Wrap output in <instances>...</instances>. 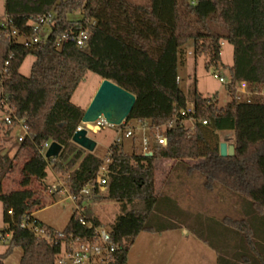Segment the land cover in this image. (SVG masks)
<instances>
[{"label": "trees", "instance_id": "1", "mask_svg": "<svg viewBox=\"0 0 264 264\" xmlns=\"http://www.w3.org/2000/svg\"><path fill=\"white\" fill-rule=\"evenodd\" d=\"M5 7L17 36H7L0 18V109L4 101L14 106L18 119L25 120L28 135L16 143L19 151L30 149L33 155L22 165L21 189L5 193L3 179L19 155L12 157L0 149L2 223L10 233L4 256L20 247V264H55L60 246L21 225L32 211L44 207L29 187L34 179L45 184L48 163L57 161L60 171L69 172L65 181L72 192L100 172L104 159L72 141L84 115L72 96L86 74L94 72L136 96L126 122L150 126L151 137L154 128L179 119L176 126L164 129L167 142L153 145L151 154H127L123 143L109 149L108 190L96 200L119 204L108 229L119 262L127 263L141 232L186 228L216 252L217 264H264V101L258 96L251 102L236 99L238 83L245 81L250 88L264 85V0H5ZM75 11H81V20L68 18ZM47 16L51 21L43 22ZM35 24L49 35L40 36ZM81 29L89 36L79 47L76 36ZM36 36L38 43L22 42ZM190 39L195 55L205 56L207 69L222 62L223 41L233 45L227 84L231 100L226 106H218L216 94L203 97L196 81L189 94L179 87V55ZM29 55L34 62L30 74L24 75L21 66ZM0 123L5 125L2 119ZM16 124L5 125L7 136ZM220 131L233 132V156H221ZM53 141L63 151L58 158H46L43 146ZM157 158L174 159L175 168L189 173L198 171L207 192L237 196L242 212L238 216L194 213L170 192L156 193ZM199 158L203 161L193 166L186 163ZM93 221L100 224L96 217ZM39 223L56 237L90 230L75 213L61 231Z\"/></svg>", "mask_w": 264, "mask_h": 264}, {"label": "rangeland", "instance_id": "2", "mask_svg": "<svg viewBox=\"0 0 264 264\" xmlns=\"http://www.w3.org/2000/svg\"><path fill=\"white\" fill-rule=\"evenodd\" d=\"M137 2H143L144 0H135ZM5 0H0V15L4 14ZM83 17L81 11L71 12L68 15L70 20H81ZM5 19V16H2ZM45 30V29H44ZM46 31V30H45ZM222 62L217 68L207 69L205 56H196L194 53V41L190 39L185 46L182 48V52L179 55V65H178V81L179 87L184 91L185 94H189L192 84L194 81L197 83V89L202 94L203 97H210L213 95L218 96V106L224 107L231 100V95L228 92L227 85L220 81V76H223L225 80H229V67L233 65L234 62V48L227 41L222 42L221 51ZM34 62V56L29 55L21 66V73L24 75H29L31 72L32 64ZM101 77L94 73L88 72L85 78L79 83L77 89L72 96V102L80 107H86L90 97L95 96L97 90L101 85ZM1 77H0V96H1ZM189 109H193V105H188ZM5 110L0 109V122L1 118L4 116ZM190 125L191 121H187ZM131 127L134 129V136L126 138L123 141V151L127 154L141 153L143 152L142 140L144 137L151 139L150 131L148 127H142L137 121L132 120L130 123ZM24 129L20 125H16L11 133V137L6 135V126L0 123V149L4 153H9L10 156L14 157L17 153L19 155L13 168L5 175L2 183L3 191L5 193H10L21 189V168L26 160H28L33 152L30 149H23L19 151L18 137L24 135ZM116 131L105 126L99 131H93L88 129V136L95 140L96 147L93 151L97 156L105 159L108 155L109 149L113 142ZM219 140L222 142H227L228 144H234V135L232 131H220ZM202 159H188L186 163L190 166L202 162ZM176 161L174 159L157 158L154 163V184L155 192L160 193L162 191L170 192L172 195L178 198L180 205L188 209V204L191 202L188 199V193L185 191L187 189L184 187H178V184L183 180H192L190 187L191 192H195L194 195V206L196 210H204V205L213 206L214 208H219L215 205V198L217 195V190L211 194H207V191L203 187V178L198 171L186 172L182 168H175ZM57 166V161L48 163L47 172L48 176L45 179V184H41L38 180L34 179L30 185V189L36 191L37 196L41 197L43 208L37 210L36 217L47 226L53 227L57 230H63L72 216L75 213L76 202L68 197L67 193L55 194L50 197L51 200L48 201L49 196L46 192L47 185H58L59 182L66 183V179L69 176V172L60 171ZM103 170L101 171V174ZM185 182V181H184ZM67 187V186H66ZM189 189V187H188ZM217 192V193H216ZM212 199L209 205L208 200L205 202V197ZM49 198V197H48ZM214 198V199H213ZM90 206L93 216H95L101 226L104 229H110L111 225L114 223L117 213L119 212V204L116 201L110 199L94 200L90 201ZM3 218V208L0 201V222ZM197 247L195 248V258L198 263L202 261L203 258L208 262L214 264L216 260V252L211 249L205 243L200 242L196 239ZM180 233L179 231H172L169 233H154V232H141L137 239L135 240L133 246L127 255L128 264H160V256L164 254L168 255L172 261L169 260L171 264H178L182 260V264L192 263V258L194 255L188 252V248H180ZM165 247L166 253H165ZM7 249V242L0 240V264H20L22 257V249L16 247L13 251L4 256ZM193 258V259H195ZM189 261V262H188ZM176 262V263H175ZM188 262V263H187ZM165 263V262H164Z\"/></svg>", "mask_w": 264, "mask_h": 264}, {"label": "built area", "instance_id": "3", "mask_svg": "<svg viewBox=\"0 0 264 264\" xmlns=\"http://www.w3.org/2000/svg\"><path fill=\"white\" fill-rule=\"evenodd\" d=\"M42 21L48 23L51 21V18L50 16H47L44 17ZM10 25L11 21L7 15L5 19H2L1 26L5 28L7 36L15 38L17 36V32L13 30ZM34 30L38 32L40 36L46 37L49 35V33L45 31L44 28L42 29L39 24H35ZM40 36L26 39L23 38L22 42L25 44V46H30L33 43H38ZM88 36V30L81 29L76 36L77 45L82 47L85 44V41L88 39ZM63 39H65V36L59 38L58 45H60V42ZM220 81L226 83V85L229 83L228 80H225L223 76H220ZM253 96H258L264 101V85H255L254 87L250 88L248 83L245 81H242L236 85V99L238 101L251 102ZM2 104L5 114L1 119L4 121L6 126L12 125L15 121L17 123L16 125L22 126L25 134L18 137V142H23L28 135L25 120L18 119L14 115V106H11L4 101ZM190 112H193V109H191ZM185 115L186 113L183 112V116ZM189 121H191V124H193V118H190ZM178 123L179 119L176 118L170 120L160 128H154V138L151 137V139H149L144 137L142 140V153L151 154L153 145L165 144L167 140L163 134L164 129L167 127H174ZM203 123L206 124L207 121L204 120ZM90 124L95 127L97 131L105 126L113 128L116 131V135L114 136L112 142L113 146H118L123 143L124 139L134 136V129L126 122V120L119 125H115L109 123L107 119L101 115L96 121L91 122ZM87 125L88 123L82 122V124L77 127V130L74 132V134L83 128H87ZM148 129L151 136V129L153 128L148 126ZM50 143L51 142H48L43 146L42 153L44 156ZM110 155L111 153L108 152V155L104 159V163L101 166L100 172L96 179L94 181L88 182L79 191L72 192L67 182V184L59 182L58 185H48L46 188V192L49 195L48 197H52L61 191H63V193H67L68 197L76 202L75 215L77 220L82 226L88 227L90 230H87L82 234L70 233L64 236H53L47 229L40 225L39 220L36 217V210L32 211L22 223V228H30L34 231L37 237L55 242L60 246L59 252L56 255L55 264H128L119 262L117 246L113 242L109 230L104 229L101 224L96 225L93 221L95 216H93V214L89 215L91 210L90 201H94L97 198L105 195L108 190L107 166L110 162ZM102 170L103 173L101 174ZM10 212H12V210ZM9 238V231H7L3 223L0 222V240L8 242Z\"/></svg>", "mask_w": 264, "mask_h": 264}, {"label": "water", "instance_id": "4", "mask_svg": "<svg viewBox=\"0 0 264 264\" xmlns=\"http://www.w3.org/2000/svg\"><path fill=\"white\" fill-rule=\"evenodd\" d=\"M136 103V96L123 89L114 82L104 79L99 89L84 111L82 122L88 123L87 128L77 131L72 141L89 152H93L96 142L88 136V129L97 131L90 123L103 115L109 123L119 125L125 121L132 112ZM63 151V146L55 141L51 142L46 150V158H58ZM221 156H233L235 145L222 142L220 144Z\"/></svg>", "mask_w": 264, "mask_h": 264}, {"label": "crops", "instance_id": "5", "mask_svg": "<svg viewBox=\"0 0 264 264\" xmlns=\"http://www.w3.org/2000/svg\"><path fill=\"white\" fill-rule=\"evenodd\" d=\"M3 15L5 17L7 16L6 8L4 9V14ZM2 16L0 15V18H2ZM102 81H103V79H102ZM92 99H93V95L90 97V99H89L86 107H81L84 111L88 108V106H89V104H90V102H91ZM141 126L144 127V128L148 127V125H141ZM191 181L192 180H187V183H186V180H183L182 182H180L178 184V187H184V188H186V186H187V189H185V191H187V193H188V199L191 201L187 205L188 206V210H190V211H192L194 213H203L204 215H214V216H223V215H235V216H238L242 212V207H241V204L239 203V201L237 199V196H233L231 194H226V193L225 194L224 193H217V192H216L217 193L216 198L215 199L213 198V199L215 200V204H219V205H215V206H217L219 208L212 209L213 206H208V205L205 204L204 205V210L202 212H201V210H198L197 211L196 208H195V206L193 205L194 204L193 202H194L195 192H191V187H190V185H192L191 184ZM156 184H157V180H155V185ZM188 187H189V189H188ZM211 193H213V192H207V194H211ZM47 199L49 201L52 198H50V197L48 198L47 197ZM207 200H208L209 205H210L212 199L207 196V198L205 197V202ZM172 231H179V233H180V238H181L180 248H188L189 249L188 252H191L194 255L195 248L198 246L197 243H199L196 240L198 238L194 234H192L191 232H189V230L186 229V228H183V229H180V230H171L170 232H172ZM162 233H169V231H164ZM198 240L200 242L204 243L200 239H198ZM166 249L167 248L165 247V253H166ZM203 257L200 258V260L202 262L201 263H198L197 262V259L195 258V255H194L193 258H195V259L192 258L193 262L192 263H188L189 262L188 261L187 263L188 264H212L210 262V260L208 262H206L207 259L205 260ZM169 260L172 261L173 259H170L168 255L165 256L164 254H162L160 256V260L159 261H160V264H171L169 262ZM178 264H182V260H180V263H178ZM214 264H217V254H216V260H215Z\"/></svg>", "mask_w": 264, "mask_h": 264}]
</instances>
